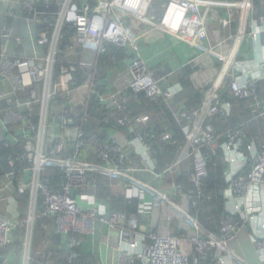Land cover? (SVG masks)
<instances>
[{
  "label": "built area",
  "instance_id": "2783aa9c",
  "mask_svg": "<svg viewBox=\"0 0 264 264\" xmlns=\"http://www.w3.org/2000/svg\"><path fill=\"white\" fill-rule=\"evenodd\" d=\"M153 3L154 0H0V147L11 149L20 141L27 143L24 153L6 159L0 154V201L7 200L6 214L0 213V264H11L6 252L18 245L21 230L25 231L21 242L24 264H39L32 246L35 223L41 217L53 218L57 232L64 235L74 232L93 236L97 226H106L109 232H116L117 248L126 256V264H249L231 247L244 233L257 264H264V129L249 144L244 128L225 134L222 148L227 166L223 192L226 215L221 220L219 235L206 229L186 210H176L177 198L189 199L194 209L199 205L198 199L187 197L174 183L164 191L154 187L173 176L176 166L158 174L150 142L159 138L172 141L171 132L159 136L143 129L151 122L149 116L118 119L128 138L116 132L102 141L99 135H88L84 130L83 125L91 120L93 97L98 94V61L106 53L105 43L129 50L136 58L129 66L130 80L123 88L115 92L107 88L108 92L99 95L102 106L123 112L131 97L144 94L150 101L167 105L178 122L191 120L187 111L174 107L182 85H161L143 60L141 35L126 27L128 16L145 21L152 13ZM210 3L171 0L163 7L167 14L157 27L172 31L171 17L186 13L192 33H206L202 8ZM221 4L233 7L228 0ZM238 7L240 18L236 21L228 13L225 23L239 21L240 27L230 38L231 51L218 79L205 94L203 109L209 120L231 117L230 103L221 101L227 85L235 99L253 100L250 107L255 119L264 126V100L258 93L259 84L264 82V14L256 17L255 0H243ZM70 14H74L72 20ZM154 20V16L150 17L149 24ZM67 28L75 32V37L63 52ZM248 42L253 44L252 57L242 54L243 45ZM61 54L67 61L61 59ZM229 59L232 61L228 66ZM79 68L86 74L82 82L77 77ZM186 135L191 146L188 158L194 159L196 167L193 182L199 190L206 176V155L201 148L215 142L213 132L200 128L192 133L188 127ZM126 146L143 168L128 167ZM89 151L97 156L98 163L81 159L82 153ZM52 169L63 173L60 189L53 188L47 178ZM139 173L152 176L154 186L139 184L133 175ZM99 177L118 179L140 200L149 195L153 209L169 207L177 213L181 211L178 231L170 234L173 221L169 219L165 235H145L136 230V221L127 220L125 215H103L95 207L84 208L73 194L100 188ZM27 193L28 219L20 222L16 196ZM181 244H187L194 253L181 249ZM82 245L83 242L72 240L69 247Z\"/></svg>",
  "mask_w": 264,
  "mask_h": 264
},
{
  "label": "trees",
  "instance_id": "16d2710c",
  "mask_svg": "<svg viewBox=\"0 0 264 264\" xmlns=\"http://www.w3.org/2000/svg\"><path fill=\"white\" fill-rule=\"evenodd\" d=\"M263 2L264 0H255L256 17L264 14ZM66 33V39L62 44L63 52L67 51V47L70 46L75 37V32L71 28H67ZM262 42L264 43V35L262 36ZM105 47L106 53L101 55L98 61V94L93 97L91 120L83 125L84 130L88 135L97 134L102 141H105L108 140L110 134L116 133L117 130L114 128H117V119L126 117L130 120H136L142 116H149L151 122L148 126H144L143 129L154 132L159 136L165 132H171L173 134L172 141H164L159 138L150 142L152 158L157 165V173L162 174L167 169L176 166L174 175L170 177L169 182H165V185L169 183L177 184L181 187L184 195L192 197L191 199L193 200L198 199L199 205L197 209L192 207V204L188 201L189 199L177 198L176 202L177 204L179 203L178 205L181 208L196 218L206 229L219 235L221 220L226 215L223 192L226 188L225 175L227 173V166L224 161V151L222 148L226 141L225 134L230 130L244 128L248 134L246 142L249 144L264 129L262 123L255 119V112L250 107L253 100L235 99L231 95L227 85L222 90L221 101L223 103H230L232 114L228 119L221 118L220 116L213 120L206 118L202 124V128L205 130H212L215 142L201 148V152L206 155V176L201 182V189L198 190L193 182V176L196 174L194 159L188 158L183 162L182 159L186 150L191 151L186 130L192 124L196 114L203 109L205 94L210 88L206 90L201 87V83L205 80V77L199 74L201 69L195 63H189L174 72L172 77V81H176L183 87V91L175 99L174 107L187 111L191 116V120L178 122L174 112L167 105L162 104L160 101H150L144 94L138 97H131L125 110L117 112L102 106L99 95L107 91V88L110 86L107 83L109 72L116 69L120 70L125 64L129 67L136 56L133 52L118 48L110 43H105ZM61 59L67 61L64 54H61ZM79 69L77 77L82 82V78L86 77V74L81 68ZM153 72L156 79L161 77L157 72ZM161 85L164 86L162 83ZM258 93L261 100H264V82L259 84ZM79 124L82 126L81 123ZM121 130H123L125 136L128 138L126 128L121 127ZM26 144L20 141L15 148L0 147V154L3 159H6L10 155L24 153ZM81 159L86 160L82 157ZM88 159L86 161L99 162L95 155H90ZM47 178L55 189H60L64 181L63 173L54 169L49 170ZM96 190V192L103 194L109 192L104 186L96 188ZM73 196L77 198V193H74ZM199 196L200 198H198ZM16 199L21 212V221H23L29 208L30 195L29 193L22 196L19 195L16 196ZM136 208V202L132 201L131 204H120L116 208V211L121 212V215H125L127 220H134ZM176 230L178 231V229ZM72 240L81 241L79 234L74 232H69L66 235L60 234L57 232L51 218H38L34 227L32 246L37 262L39 264L42 262L49 264H96L94 257L82 252L81 247L70 249L69 245ZM180 247L181 249L189 250L190 253H194L191 247L188 248L183 244Z\"/></svg>",
  "mask_w": 264,
  "mask_h": 264
},
{
  "label": "crops",
  "instance_id": "0c3cea01",
  "mask_svg": "<svg viewBox=\"0 0 264 264\" xmlns=\"http://www.w3.org/2000/svg\"><path fill=\"white\" fill-rule=\"evenodd\" d=\"M223 0H210V4H206L202 8V14L204 19V24L206 26V40L199 43H206L205 49L195 48L199 45H194L192 51L188 50L186 42L190 44H195L198 35L192 33L191 24L189 21L188 14L178 13L171 17V30L165 31L157 27V24L163 20L167 14L163 7L166 6L171 0H160L158 6L152 8L151 15L154 16L155 20L153 23L139 22L136 31L139 32L141 38L139 40L140 52L142 54L143 60L148 64L152 71L157 72L161 77L159 80L165 86H171L176 84V81H172L174 72L189 63H195L201 69L200 75L205 77V80L201 83V87L209 90L213 87L214 83L220 75V71L224 66L225 58L231 49L232 41L230 38L238 30L239 21L233 24H226L225 20L228 13L236 19L240 18L241 11L239 9V4L243 0H228L233 3V7L226 8L222 6ZM225 1V0H224ZM150 15V17H152ZM148 19V18H147ZM235 27V28H234ZM152 28V30H150ZM150 30V31H148ZM151 32V33H147ZM230 33L228 40L224 44V49L218 50V48L223 44V37L226 33ZM196 35V36H194ZM230 44L229 46L227 44ZM252 42L245 43L242 48L243 55L253 56ZM232 61L231 59L228 60ZM227 69V68H226ZM225 69V70H226ZM129 67L125 64L122 69H116L109 72L108 76V87L109 90L115 92L123 88V86L130 80ZM105 86V85H104ZM107 87V86H106ZM108 91H105L106 93ZM206 120V112L204 109L200 111V114L195 117L192 124L189 126L192 133H196L202 124ZM117 130L120 136L125 137L121 127L119 128L117 119ZM150 122L146 123L148 126ZM109 134V133H108ZM126 138V137H125ZM127 150L129 153L128 167L129 168H143V164L136 158L128 146ZM35 149V145H34ZM190 150H186L184 153L182 162L188 159ZM92 155V152H83L81 157L89 160L88 158ZM83 160V159H82ZM83 160V161H86ZM88 162V161H87ZM95 162V161H90ZM136 176L139 184L142 185L151 184L154 186V180L152 176L139 173ZM102 186L106 187L109 192L106 194L96 192L95 189L81 190L77 192V199L80 204L86 208H97L100 213L110 214L121 212L116 211V208L122 203H130L132 201L136 202V215L133 218L136 221V230L139 233L149 235V233H154L155 235H165L164 227L168 220L173 221L170 226V234L176 232L179 225V217L174 213L173 209L169 207H164L161 210L153 209L151 202L149 201L150 196L147 195L146 200H140L136 193L130 189L124 188L118 179L110 177H100ZM170 181V176L164 179V182L156 183L154 187H157L160 191H164L167 187L165 182ZM169 183L168 185H172ZM147 186V185H146ZM177 203V202H176ZM30 206V201H29ZM180 207V205H178ZM16 213V212H15ZM13 213V214H15ZM19 217L17 218L20 222H26L28 219L29 208L26 217L21 221V212L18 204ZM133 215V214H132ZM21 234L18 237V245L12 250L7 251L6 254L10 256L12 260L11 264H24V249L21 242L24 240L25 231L21 230ZM79 234V239L83 242L81 251L85 254L94 257L96 264H126V256L123 255L121 250H118L117 246V235L114 231H108L106 226H97V233L93 236L86 234ZM239 242H242L240 239ZM148 243L152 244V241L148 239ZM187 246V244H185ZM234 249V248H233ZM33 250V248H32ZM120 251V252H119Z\"/></svg>",
  "mask_w": 264,
  "mask_h": 264
},
{
  "label": "rangeland",
  "instance_id": "374dc122",
  "mask_svg": "<svg viewBox=\"0 0 264 264\" xmlns=\"http://www.w3.org/2000/svg\"><path fill=\"white\" fill-rule=\"evenodd\" d=\"M235 1V0H234ZM159 4V0H154V3L153 5L154 6H158ZM74 18V14H70L69 15V20H72ZM150 19V14L148 16V19H146L144 22H148V20ZM141 22L139 21L138 19H136L135 17L133 16H128L126 17V27H130V28H133L134 30L137 29V26H138V23ZM239 24H238V29H239ZM229 35L230 33H226V35L223 37V44L218 48V50L220 49H224V44L226 43V41L228 40L229 38ZM227 39V40H226ZM203 40H206V36H205V33H201L200 35H198L197 37V40H196V43L195 44H190L188 42L185 41L186 44L184 45H187V48L188 50H190V52L193 50L191 46H194V45H201L202 48L201 49H205L203 47H206V43H199ZM229 43H231V46L233 45L232 42L233 41H228ZM227 44L228 46L230 44ZM199 45V47L195 46V48H200L201 46ZM199 49V50H201ZM231 51V49H230ZM229 54V53H228ZM199 77V76H198ZM9 197V193L6 194V198L8 199ZM177 204V203H176ZM179 204V203H178ZM177 204V205H178ZM7 200H4V201H0V213L1 214H6V211H7ZM181 209V207H176V210L179 211ZM183 209V208H182ZM177 211H174V213L180 217L181 214L180 212L177 213ZM49 218V217H48ZM25 219V218H24ZM52 221L54 222V219L51 218ZM247 238V235L244 233L243 236L241 237V240L242 242H235L231 245L232 248H234L236 250V252L239 254L238 256L242 257L244 260H246L249 264H257V260H256V257L253 253V250H252V247L250 246L248 240L246 239ZM82 248V247H81Z\"/></svg>",
  "mask_w": 264,
  "mask_h": 264
},
{
  "label": "bare ground",
  "instance_id": "6f19581e",
  "mask_svg": "<svg viewBox=\"0 0 264 264\" xmlns=\"http://www.w3.org/2000/svg\"><path fill=\"white\" fill-rule=\"evenodd\" d=\"M230 63H231V61L228 62V66H229ZM228 66L226 68H228Z\"/></svg>",
  "mask_w": 264,
  "mask_h": 264
}]
</instances>
